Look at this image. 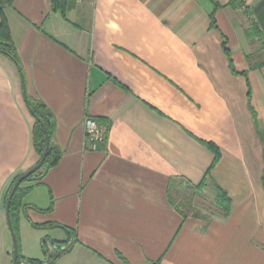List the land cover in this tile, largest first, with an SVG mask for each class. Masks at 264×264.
I'll return each mask as SVG.
<instances>
[{
    "label": "crops",
    "instance_id": "crops-1",
    "mask_svg": "<svg viewBox=\"0 0 264 264\" xmlns=\"http://www.w3.org/2000/svg\"><path fill=\"white\" fill-rule=\"evenodd\" d=\"M4 14L22 70L0 51V264L8 191L41 159L25 89L63 150L22 184L26 258L46 260V238L52 264H264V0H14ZM87 116L105 129L96 149Z\"/></svg>",
    "mask_w": 264,
    "mask_h": 264
},
{
    "label": "trees",
    "instance_id": "trees-1",
    "mask_svg": "<svg viewBox=\"0 0 264 264\" xmlns=\"http://www.w3.org/2000/svg\"><path fill=\"white\" fill-rule=\"evenodd\" d=\"M14 0H0V14H1V22H0V51L4 54L8 55L21 69V62L19 53L17 50V47L14 43L12 32L10 29L9 22L4 14V8L7 5L12 4ZM22 70V69H21ZM29 106L34 111L35 117V124H34V146L38 153L40 154L41 158L45 152L46 144H47V138L46 133L44 131V128L41 124V121L38 119V117L45 122L46 126L48 127V132L50 135V144H49V151L45 160V163H49L50 167L56 165L62 155L63 150L59 146V144L56 141V133H55V116L52 110L49 108V106L40 99H34L29 96ZM210 147L216 152V158L214 163L212 164L211 168L216 164V162L219 159L220 152L216 146H214L212 143H209ZM22 176H17L14 181L11 184V187L8 191L9 193L14 185V183ZM27 180L24 179L21 185L16 190L11 204V217L13 220V224L15 227V231L18 238L19 243V257L17 260V264H20L22 261H26L27 264H52L57 256V254H53L49 250V241L45 238L44 239V248L46 251V260L42 261L39 259H33V258H26L22 252H21V245H20V236H19V228H20V221H21V209L24 206V198L27 195V193L30 192L32 189V186H23L22 184ZM208 185V177L206 176L204 180L199 185H194L195 193H200L204 186ZM215 193H216V204L220 212L224 216H228L231 213V198L228 195V193L221 188L218 185H215ZM7 196V199H8ZM179 196H175L170 191V199L172 200V203L179 209V211L183 214L184 217H188L193 212L186 207V203L184 201H178ZM52 242L57 243L59 241L52 240ZM70 246L66 247L64 250L69 249Z\"/></svg>",
    "mask_w": 264,
    "mask_h": 264
},
{
    "label": "water",
    "instance_id": "water-1",
    "mask_svg": "<svg viewBox=\"0 0 264 264\" xmlns=\"http://www.w3.org/2000/svg\"><path fill=\"white\" fill-rule=\"evenodd\" d=\"M22 75H23V73H22ZM25 99H26V102L28 104V107H29L30 111L34 115V111L29 106V96H28V94L26 92V89H25ZM38 119L41 121V124H42V126L44 128V131L46 133L47 144H46L45 152H44L42 158L40 159V161L33 168H31L30 170H28L27 172L22 174V176L14 183V185H13V187H12L10 193H9V196H8V199H7V204H6V215H7V220H8V225H9V228H10V231H11V235H12V238H13V246H14V249H13V263L12 264H17V260H18V257H19V243H18V238H17V234H16V231H15V227H14V224H13V220H12V217H11V204H12L13 196H14L16 190L21 185V183L23 182L24 179L27 178L30 181L41 179L42 177H44V175H46V173L48 172V170L50 168L49 163H45V160H46V157H47V154H48V151H49L50 135H49V132H48V127L46 126L45 122L42 121L39 117H38ZM42 167H43L42 174L34 175V173L36 171H38L39 169H41Z\"/></svg>",
    "mask_w": 264,
    "mask_h": 264
},
{
    "label": "built area",
    "instance_id": "built-area-1",
    "mask_svg": "<svg viewBox=\"0 0 264 264\" xmlns=\"http://www.w3.org/2000/svg\"><path fill=\"white\" fill-rule=\"evenodd\" d=\"M84 127L88 148L96 149L98 143L105 137V129L103 125L94 117L87 116L84 121Z\"/></svg>",
    "mask_w": 264,
    "mask_h": 264
},
{
    "label": "rangeland",
    "instance_id": "rangeland-1",
    "mask_svg": "<svg viewBox=\"0 0 264 264\" xmlns=\"http://www.w3.org/2000/svg\"><path fill=\"white\" fill-rule=\"evenodd\" d=\"M207 194L210 195V194H211V191H208ZM20 223H21V221H20ZM19 229H20V228H19ZM19 233H20V230H19Z\"/></svg>",
    "mask_w": 264,
    "mask_h": 264
}]
</instances>
